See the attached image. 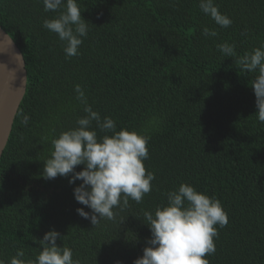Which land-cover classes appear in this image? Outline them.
I'll return each instance as SVG.
<instances>
[{"label":"trees","instance_id":"trees-1","mask_svg":"<svg viewBox=\"0 0 264 264\" xmlns=\"http://www.w3.org/2000/svg\"><path fill=\"white\" fill-rule=\"evenodd\" d=\"M199 2L78 0L89 32L80 55L66 58L65 43L43 27L59 13L45 12L42 0H0V26L21 50L28 78L0 160L4 264L18 250L34 260L51 230L80 264H133L151 237L144 211L154 213L182 183L219 199L228 214L227 226H216L210 264H264V122L251 88L258 72L235 63L264 44V0H215L233 20L228 28L202 13ZM204 27L218 35L203 36ZM224 42L235 44L236 57L218 51ZM78 84L102 119L116 121V131H147L144 163L156 176L141 203L129 199L126 209H114L115 221L95 227L76 211L91 212L74 198L82 181L43 176L52 140L86 115Z\"/></svg>","mask_w":264,"mask_h":264},{"label":"clouds","instance_id":"clouds-1","mask_svg":"<svg viewBox=\"0 0 264 264\" xmlns=\"http://www.w3.org/2000/svg\"><path fill=\"white\" fill-rule=\"evenodd\" d=\"M42 3L45 12L59 13L52 19H45L43 27L65 43L66 58L79 56L90 23L82 17L78 0H42ZM199 8L221 28L233 24L215 0H200ZM202 35L215 37L218 33L204 27ZM235 47L227 42L217 45L218 51L230 58L237 55ZM235 63L246 73L258 72L251 81V88L258 110L255 115L264 122V44L236 58ZM75 92L86 115L76 120L75 127L52 140L53 151L44 162L43 176L49 180L65 177L73 185L82 181L73 190L74 198L91 212L84 208L76 211L95 227L104 219L115 221L119 212L114 209L123 211L129 206V199L141 203L152 191L156 176L146 170L144 163L150 158L151 136L146 130L137 132L122 128L116 131V121L110 116L102 119L100 113L93 110L81 85L75 86ZM29 121L30 117L23 115L25 126ZM96 129L105 134L98 136ZM80 165L84 166L83 170L76 171ZM166 198L167 203L157 206L154 213L144 211L151 237L146 241L148 246L143 249V255L133 264H210L207 257L215 254L214 241L219 236L216 226L224 228L229 223L221 201L199 192L189 183L168 191ZM62 238L58 231L51 230L39 241L41 251L34 260L23 259L25 252L18 250L10 264H80L78 259H73L70 247L57 245V240ZM0 264L4 261L0 260Z\"/></svg>","mask_w":264,"mask_h":264},{"label":"water","instance_id":"water-1","mask_svg":"<svg viewBox=\"0 0 264 264\" xmlns=\"http://www.w3.org/2000/svg\"><path fill=\"white\" fill-rule=\"evenodd\" d=\"M0 160L7 147L20 105L27 90L24 56L0 26Z\"/></svg>","mask_w":264,"mask_h":264},{"label":"bare ground","instance_id":"bare-ground-1","mask_svg":"<svg viewBox=\"0 0 264 264\" xmlns=\"http://www.w3.org/2000/svg\"><path fill=\"white\" fill-rule=\"evenodd\" d=\"M0 79H1V76H0Z\"/></svg>","mask_w":264,"mask_h":264}]
</instances>
